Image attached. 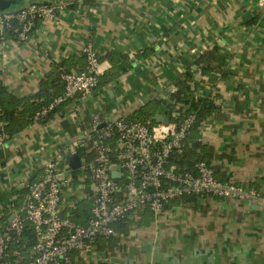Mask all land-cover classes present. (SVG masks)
I'll use <instances>...</instances> for the list:
<instances>
[{"label": "crops", "instance_id": "1", "mask_svg": "<svg viewBox=\"0 0 264 264\" xmlns=\"http://www.w3.org/2000/svg\"><path fill=\"white\" fill-rule=\"evenodd\" d=\"M11 1H52L61 9L36 20L25 41L0 36V78L9 93L29 96L55 71L83 69L86 41L102 74L89 96L75 97L0 145V226L58 149L69 165L66 145L91 116H128L142 106L166 115L178 77L189 71L201 80L193 60L215 49L220 69L214 83L207 76L202 83L218 111L202 122L191 147L199 143L216 179L255 188L261 197L174 200L155 219L142 214V224L114 232L116 240L97 238L86 254L72 252L71 262L264 264V0ZM245 10L256 14L244 21ZM69 106L76 107L78 124Z\"/></svg>", "mask_w": 264, "mask_h": 264}, {"label": "built area", "instance_id": "2", "mask_svg": "<svg viewBox=\"0 0 264 264\" xmlns=\"http://www.w3.org/2000/svg\"><path fill=\"white\" fill-rule=\"evenodd\" d=\"M58 8L61 6L52 1L10 6L0 11V36L11 31L17 42L25 41L36 20L53 18ZM81 54L85 67L61 73V92L41 104L33 122L56 113L77 96H89L98 86L102 71L90 41L82 45ZM67 113L73 123L80 122L76 107L69 106ZM180 114L183 111L175 108L166 124L130 116H91L66 148L68 154L79 156L77 171L56 152L43 166L42 174L27 184L23 204L0 226V264H21V258L8 262L4 255L9 244L21 238L27 222L34 229L35 242L24 264H69L72 252L86 254L97 238L113 235L115 222L127 216L139 219L144 209L157 216L172 201L190 195L260 198L255 188L216 179L205 161H197L184 171L170 162V155L181 151L195 122L194 113L172 120ZM3 125L0 120V145L8 139ZM81 188L91 195L85 223L74 221L65 208L71 206L75 191Z\"/></svg>", "mask_w": 264, "mask_h": 264}, {"label": "trees", "instance_id": "3", "mask_svg": "<svg viewBox=\"0 0 264 264\" xmlns=\"http://www.w3.org/2000/svg\"><path fill=\"white\" fill-rule=\"evenodd\" d=\"M6 34L11 35L12 37L14 36L11 31H7ZM193 63L200 71L201 80H195L192 73L189 71L181 73L175 83L174 90L170 93L167 105L163 110L168 116H171V113L175 108H179L183 111V114L172 117V120L181 119V117L187 113L195 114V122L192 124L183 139L181 151L172 152L170 155V162L173 163L179 171L189 170L197 161H205L196 150L199 143L196 142L197 145H195V147L191 146L192 143L196 141L202 122L218 111V105L215 103L213 96L210 95V91H207L203 86L204 83H202L204 82L203 80L205 76H207L208 81L212 83L215 82V74L219 71L218 69H220L221 63L217 57V51L215 49L208 50L207 52L204 51L198 58L193 60ZM67 71L69 70H58L53 74H49L41 82L38 92L22 97H16L9 93L0 78V120L4 124L3 129L8 135V138L32 124L34 113L39 109L41 104L49 101L53 96L61 92L63 82L60 75ZM197 86L201 89L200 92L195 91ZM155 102L157 103V101ZM153 113L154 112L148 107L144 108L142 106L135 111L133 116L135 115V118L142 121L151 120L152 122H155ZM50 116L51 114H48L46 118H49ZM27 191L28 189L26 187L24 193L26 194ZM191 197L195 196H182L176 199V201L185 202ZM86 211V205L84 204L80 210L75 212L73 219L76 222L85 223L87 219ZM148 211L149 210L147 209L142 211V213L145 214L144 216H149V214L146 213ZM143 222L142 217L134 219L131 216H127L115 222L113 224V230L115 233H126L131 225L138 226ZM109 239L116 240L117 237L112 235ZM34 242V229L32 225L27 222L18 242H12L9 244L4 259L8 262H12L16 258H21V264H24L30 258L29 251ZM69 264L74 263L70 262Z\"/></svg>", "mask_w": 264, "mask_h": 264}, {"label": "water", "instance_id": "4", "mask_svg": "<svg viewBox=\"0 0 264 264\" xmlns=\"http://www.w3.org/2000/svg\"><path fill=\"white\" fill-rule=\"evenodd\" d=\"M13 3H14V1H11V0H0V11H2L4 9H7L11 5H13ZM255 14H256V10H245L242 19L244 21L250 20L252 18V16L255 15ZM169 119L170 118H169L168 115H163V114H160V113H158V114H156L154 116V120L157 123L162 122V123L166 124V123L169 122ZM68 163H69V166L72 169H74V170L77 169L79 167V165H80L78 154H71L68 157ZM113 175H118V173L113 172Z\"/></svg>", "mask_w": 264, "mask_h": 264}, {"label": "rangeland", "instance_id": "5", "mask_svg": "<svg viewBox=\"0 0 264 264\" xmlns=\"http://www.w3.org/2000/svg\"><path fill=\"white\" fill-rule=\"evenodd\" d=\"M123 116H127V115H123ZM130 117H133L135 118V115H128ZM110 118V117H109ZM144 121V120H143ZM71 142V139L70 141L68 142L67 145H69V143ZM66 145V146H67ZM57 152H59V149L57 150ZM77 170H74V172H76ZM69 172V171H68ZM85 194H87V196H85ZM65 197H67V193L64 194ZM86 205V209H87V217L89 216V212H90V205H91V195L88 194L87 190H84L83 188L81 189H78L75 191V195L73 196L72 198V201H71V206H65V208H67L70 212H71V218L73 219L74 215H75V212L77 210H80V208L83 206V205ZM166 209H164L165 211ZM163 211V212H164ZM143 214V213H142ZM147 214L151 215L153 219L156 218L155 215H152L151 212H147ZM74 220V219H73ZM75 221V220H74ZM80 223V222H78Z\"/></svg>", "mask_w": 264, "mask_h": 264}]
</instances>
